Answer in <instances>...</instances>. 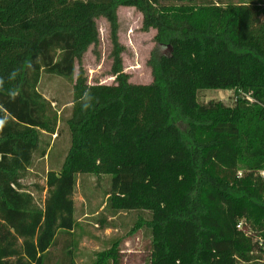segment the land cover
Listing matches in <instances>:
<instances>
[{"label":"trees","instance_id":"trees-1","mask_svg":"<svg viewBox=\"0 0 264 264\" xmlns=\"http://www.w3.org/2000/svg\"><path fill=\"white\" fill-rule=\"evenodd\" d=\"M120 6L141 11L168 49L152 55L149 84L124 70ZM101 17L113 84H90L82 66L91 46L98 53ZM45 76L72 83L73 104L69 148L39 203L24 179L61 120L40 91ZM208 89L235 101L201 102ZM263 170V2L0 0V264H77L74 196L86 175L108 182L101 227L136 214L92 264H131L121 245L142 231L147 264H264Z\"/></svg>","mask_w":264,"mask_h":264},{"label":"rangeland","instance_id":"rangeland-1","mask_svg":"<svg viewBox=\"0 0 264 264\" xmlns=\"http://www.w3.org/2000/svg\"><path fill=\"white\" fill-rule=\"evenodd\" d=\"M218 1V0H217ZM225 2H239L243 0H222ZM249 1V0H247ZM263 2L264 0H250ZM119 39L124 46V70L130 75V81L138 84H149L153 80L152 67L149 62L154 53H168L165 46H160L155 40L156 29H144V16L133 6H120ZM100 30V44L97 52L91 46L86 52L82 66L90 84H113L111 30L108 21L101 17L97 21ZM80 65H77V71ZM40 91L53 102L54 108L61 116L58 135H45L46 142L52 144L48 155L44 158L37 156L24 184L32 190L39 203H43L47 195L46 176L50 169L59 170L65 153L70 145V132L66 119L72 112L73 84L64 79L45 76L40 84ZM235 92L226 89H208L199 93V100L207 102L212 99L232 105ZM80 182L75 193L77 217L82 222V239L77 253V264H92L95 252L104 250L108 246V239L126 236L136 220L135 213H121L117 218H111L115 227L103 228L99 221L108 213L104 209L108 188L106 180H99L97 176L86 175L79 177ZM150 239L145 231L131 235L122 243V256L133 260L131 264H147L148 246ZM129 262V261H127ZM128 264V263H127Z\"/></svg>","mask_w":264,"mask_h":264},{"label":"built area","instance_id":"built-area-1","mask_svg":"<svg viewBox=\"0 0 264 264\" xmlns=\"http://www.w3.org/2000/svg\"><path fill=\"white\" fill-rule=\"evenodd\" d=\"M261 176L263 177V180H264V170L261 172ZM241 226V224H240Z\"/></svg>","mask_w":264,"mask_h":264}]
</instances>
